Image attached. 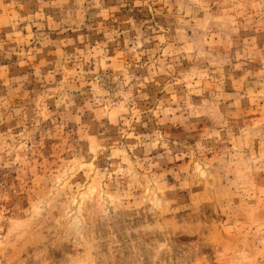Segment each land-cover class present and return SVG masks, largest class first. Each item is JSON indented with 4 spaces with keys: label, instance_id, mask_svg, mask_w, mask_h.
<instances>
[{
    "label": "rangeland",
    "instance_id": "374dc122",
    "mask_svg": "<svg viewBox=\"0 0 264 264\" xmlns=\"http://www.w3.org/2000/svg\"><path fill=\"white\" fill-rule=\"evenodd\" d=\"M0 264H264V0H0Z\"/></svg>",
    "mask_w": 264,
    "mask_h": 264
}]
</instances>
